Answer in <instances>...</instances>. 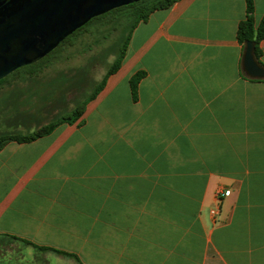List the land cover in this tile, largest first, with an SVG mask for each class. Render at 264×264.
Segmentation results:
<instances>
[{"label": "crops", "instance_id": "obj_1", "mask_svg": "<svg viewBox=\"0 0 264 264\" xmlns=\"http://www.w3.org/2000/svg\"><path fill=\"white\" fill-rule=\"evenodd\" d=\"M245 14V0L153 10L79 118L0 146V241L20 249L0 264L23 247L41 264H264V81L242 68Z\"/></svg>", "mask_w": 264, "mask_h": 264}, {"label": "rangeland", "instance_id": "obj_2", "mask_svg": "<svg viewBox=\"0 0 264 264\" xmlns=\"http://www.w3.org/2000/svg\"><path fill=\"white\" fill-rule=\"evenodd\" d=\"M135 20L136 15L123 7L92 18L43 59L4 77L0 81V119L15 118L17 131L27 135L30 129L43 128L46 121L66 116L73 107L85 109L126 43L127 49ZM1 243L0 263L20 255L18 244ZM23 254V264H41L29 263L30 247H23Z\"/></svg>", "mask_w": 264, "mask_h": 264}, {"label": "water", "instance_id": "obj_3", "mask_svg": "<svg viewBox=\"0 0 264 264\" xmlns=\"http://www.w3.org/2000/svg\"><path fill=\"white\" fill-rule=\"evenodd\" d=\"M140 0H0V80L45 57L92 18ZM248 77L264 68L247 41L242 56Z\"/></svg>", "mask_w": 264, "mask_h": 264}, {"label": "trees", "instance_id": "obj_4", "mask_svg": "<svg viewBox=\"0 0 264 264\" xmlns=\"http://www.w3.org/2000/svg\"><path fill=\"white\" fill-rule=\"evenodd\" d=\"M176 1L177 0H140L138 2H134V3H131L129 5L122 6V7L129 9L133 15H136V20L132 25V29H133L139 21L146 20L148 15L153 10L160 9V8H166ZM122 7H119V8H122ZM245 7H246L245 18L243 20H241L237 26V40L242 46L243 53H244V48H245L246 42L247 41L253 42L254 58L259 63V65H261L264 68V64L260 61V56L262 54L261 48H260V42L264 39V16L261 17L259 22H257V23L255 22L254 15H253V13H254V0H245ZM94 18H96V17H94ZM82 27H80V28H82ZM79 29H77V30H79ZM128 38H129V36H128ZM126 44L122 49H120L119 53L116 55L115 59L113 60V62L108 67L105 74L103 75V77L100 81V84H99V89L104 86L107 76L114 73L120 67L121 62L125 56ZM30 65H32V64H30ZM242 68H243V66H242ZM143 74H144V72L139 70V71L135 72L133 75H131V77L129 79L131 95H132L133 100H136V98H137V86H138L140 79L143 77ZM249 79L253 80V81H264V78L249 77ZM0 81H2V79ZM99 89H96V91L94 93H92L91 97H95V95L99 91ZM83 112H84V106H76L75 108L73 107L71 109V111L69 113L70 115L67 114L66 116H64L62 118L53 120L50 123L44 125L43 128L37 129V130L27 134V135H24L22 133L21 134L18 133V134H13V135L0 136V146L2 144H4L8 139H14L18 142H27V141L33 140V139H35L36 136H39L42 133H46V132L51 131L53 128H55L60 123H64V122L69 123V124L73 123L77 118H79L83 114ZM23 241L28 245L31 244L30 242H28L26 240H23ZM31 245H33V244H31ZM40 249H44V250L50 249V250L56 251V252L61 253V254H66L65 252H62V251H59V250H56L53 248H48V247H40Z\"/></svg>", "mask_w": 264, "mask_h": 264}, {"label": "built area", "instance_id": "obj_5", "mask_svg": "<svg viewBox=\"0 0 264 264\" xmlns=\"http://www.w3.org/2000/svg\"><path fill=\"white\" fill-rule=\"evenodd\" d=\"M229 194V190H223V191H219L217 196L220 197V196H227ZM218 213V208L217 207H213L211 208L210 210V214L212 216H215L216 214Z\"/></svg>", "mask_w": 264, "mask_h": 264}, {"label": "flooded vegetation", "instance_id": "obj_6", "mask_svg": "<svg viewBox=\"0 0 264 264\" xmlns=\"http://www.w3.org/2000/svg\"><path fill=\"white\" fill-rule=\"evenodd\" d=\"M74 33V32H73ZM70 36V35H69Z\"/></svg>", "mask_w": 264, "mask_h": 264}]
</instances>
